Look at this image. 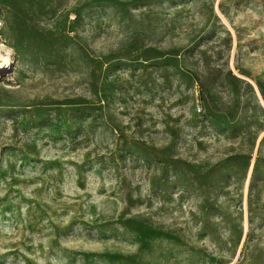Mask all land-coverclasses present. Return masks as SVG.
<instances>
[{
    "label": "rangeland",
    "instance_id": "rangeland-1",
    "mask_svg": "<svg viewBox=\"0 0 264 264\" xmlns=\"http://www.w3.org/2000/svg\"><path fill=\"white\" fill-rule=\"evenodd\" d=\"M0 46V264H264V0H0Z\"/></svg>",
    "mask_w": 264,
    "mask_h": 264
},
{
    "label": "bare ground",
    "instance_id": "bare-ground-1",
    "mask_svg": "<svg viewBox=\"0 0 264 264\" xmlns=\"http://www.w3.org/2000/svg\"><path fill=\"white\" fill-rule=\"evenodd\" d=\"M0 74L5 71V69L9 66L10 59L8 57L7 51L0 46Z\"/></svg>",
    "mask_w": 264,
    "mask_h": 264
}]
</instances>
